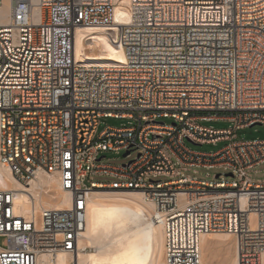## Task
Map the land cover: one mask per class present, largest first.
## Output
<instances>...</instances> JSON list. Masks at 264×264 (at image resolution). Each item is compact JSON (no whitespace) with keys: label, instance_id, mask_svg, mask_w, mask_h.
<instances>
[{"label":"built area","instance_id":"obj_1","mask_svg":"<svg viewBox=\"0 0 264 264\" xmlns=\"http://www.w3.org/2000/svg\"><path fill=\"white\" fill-rule=\"evenodd\" d=\"M77 28L103 30L126 62L77 64ZM108 118L126 125L98 132ZM255 125L264 126V0H10L0 25V164L24 188L54 177L71 208L30 196L21 215L17 192L0 190V264H57L77 252L93 192L152 203L163 264H201L202 238L221 234L234 238L237 264H262L264 183L248 174L264 165V140H235ZM186 142L227 145L205 153ZM134 152L120 166L105 157ZM198 169L226 174H182Z\"/></svg>","mask_w":264,"mask_h":264},{"label":"bare ground","instance_id":"obj_2","mask_svg":"<svg viewBox=\"0 0 264 264\" xmlns=\"http://www.w3.org/2000/svg\"><path fill=\"white\" fill-rule=\"evenodd\" d=\"M10 0L0 5V25L9 22ZM37 11H33L36 15ZM126 20L121 6L115 9V21ZM74 58L77 64L111 66L124 64L126 56L122 48L110 43L100 29L77 28L74 37ZM0 190L16 191V213L27 215L31 210V198L38 206L52 210L71 208L69 194L60 189L51 176L38 175L28 188H24L0 164ZM183 200V195H179ZM113 219L108 225L97 221ZM153 205L142 193L93 192L86 200V229L74 254L63 253L57 264H128L133 258L134 247L142 249L143 264H163V232L161 225L152 221ZM201 264H237L235 240L231 235H208L201 240ZM264 264V256L262 257Z\"/></svg>","mask_w":264,"mask_h":264},{"label":"rangeland","instance_id":"obj_3","mask_svg":"<svg viewBox=\"0 0 264 264\" xmlns=\"http://www.w3.org/2000/svg\"><path fill=\"white\" fill-rule=\"evenodd\" d=\"M166 123H169V120H164ZM126 125V121L124 120H118V119H113V118H108V119H102L99 124L98 132H101L105 127H111V128H120L122 126ZM207 126H212L214 129L217 130H223L228 127L227 123H209ZM237 141L243 140V141H251V140H264V126L260 125H255L251 128H247L244 130H240L236 132V139ZM188 147L198 150L201 152L205 153H213L218 150H220L222 147L227 145V142H220L217 143L216 145H211V144H203L201 146L199 145H194L190 142H186ZM137 155V152H134L131 154L129 157H122V153L120 155H116L114 153H106L105 157L108 163L115 165V166H120V165H125L128 162L132 161ZM190 170L189 172H184L182 173L186 177H190L196 180L200 181H213L215 175L221 174L220 179L224 178V175L226 172L222 170H205V169H198L195 170ZM257 172H252L248 174V178L253 181V182H258V183H264V165L256 168ZM93 181L96 182H109L110 179L106 177H92L91 178ZM161 181L167 180L165 177L158 178ZM0 245H3V239H0ZM219 264V262L217 263Z\"/></svg>","mask_w":264,"mask_h":264},{"label":"snow or ice","instance_id":"obj_4","mask_svg":"<svg viewBox=\"0 0 264 264\" xmlns=\"http://www.w3.org/2000/svg\"><path fill=\"white\" fill-rule=\"evenodd\" d=\"M112 219H113L112 215L109 214L107 219H101V220L97 221V223L101 224V225H108L111 223ZM142 252H143V249L139 245H136L134 247V251L132 254L133 258L128 262V264H143Z\"/></svg>","mask_w":264,"mask_h":264},{"label":"water","instance_id":"obj_5","mask_svg":"<svg viewBox=\"0 0 264 264\" xmlns=\"http://www.w3.org/2000/svg\"><path fill=\"white\" fill-rule=\"evenodd\" d=\"M128 155V153L124 154L123 157H126ZM229 177H231V175H227Z\"/></svg>","mask_w":264,"mask_h":264}]
</instances>
